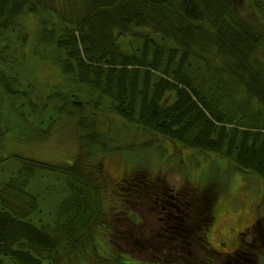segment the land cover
Instances as JSON below:
<instances>
[{"label":"trees","instance_id":"trees-1","mask_svg":"<svg viewBox=\"0 0 264 264\" xmlns=\"http://www.w3.org/2000/svg\"><path fill=\"white\" fill-rule=\"evenodd\" d=\"M27 15L38 20L32 52L64 78L42 92L20 72L31 57L24 51L29 38H19ZM263 44L264 0H0V264H129L125 248L142 252L125 225L105 231L101 161L6 155L2 145L11 136L47 141L78 118L85 151L108 150L95 125L113 115L125 128L196 149L201 159L219 154L264 181ZM39 173L62 179L68 191L54 222L43 226L31 219L39 211L31 189ZM124 179L120 200L134 197L143 180L139 173ZM125 213L137 221L133 209ZM115 234L126 237L124 246ZM153 250L147 263L169 264Z\"/></svg>","mask_w":264,"mask_h":264},{"label":"rangeland","instance_id":"rangeland-1","mask_svg":"<svg viewBox=\"0 0 264 264\" xmlns=\"http://www.w3.org/2000/svg\"><path fill=\"white\" fill-rule=\"evenodd\" d=\"M21 25L19 38L21 39L23 35H27L29 42H27L24 51H28L27 54L31 56L29 58L30 62L27 63L28 67L25 65L24 69L20 71L22 77L27 81L35 82L39 92L46 91L47 86H55L60 81H64L62 75L59 74L60 70L51 61L45 62L32 52V50L37 49L33 44L37 37V18L27 15L21 19ZM10 37L13 43L12 47L18 46L16 35L11 34ZM39 47L44 48L43 46ZM257 55L264 61V44L258 49ZM99 121L100 119L96 121L95 129L100 133L99 141L104 145L106 143L108 150L94 146L93 150L90 151L91 153L85 151L83 147L86 142L82 140L85 135L81 132V127L78 126V118L68 119L61 131L47 141L37 142L23 137L21 139L20 137L18 139L20 142H15V137L11 136L10 140L2 146L6 150V155L20 153L48 161V163L72 164L79 157L81 158L80 161L86 166H91L98 160L101 161L103 171L101 169L99 174L104 177L101 186L105 188L106 208L110 213V228L105 229L107 233H115L120 227L131 225L129 222L131 217L126 216L125 213L127 208L133 209L138 222L134 230L139 229V213L143 208L144 202L142 201H145V198L149 196L148 192L143 188L141 192L139 191L141 189L135 190V196H131L135 204L131 203L130 196L123 197L120 200L122 197L118 195V187L121 186L123 179L130 177L133 173H139L142 179L145 176L154 178L152 182L147 179V183L156 184L159 180L161 184H171L177 189L191 190L190 188L200 186L201 188L197 190V197L211 198L212 195H217V200L213 206L214 223L206 237L207 240L212 242L211 246L213 248H222L220 247L222 241L228 243V233H231V227L237 229L238 232L246 228L255 219L256 215L264 214V181L256 175L240 172L232 162L222 158L221 155L206 153L201 159L200 152L196 149L173 145L164 138V141H162L160 136L143 133L134 125H128L125 128L126 122L118 116L110 115L102 119L100 123H98ZM157 154H165L168 159L163 163L159 161L162 156L157 157ZM207 159L210 161V169L205 165ZM10 173V168H8L2 177L5 179ZM39 174L40 177L32 181L31 184L32 192L38 194L36 198L39 211L33 214L31 219L37 226H43L54 222L55 211L62 197L68 191L66 183L62 179L57 180L54 175L48 173ZM155 177H161L162 179H155ZM164 179H167L168 182ZM136 197L138 198L137 202L134 199ZM196 215L202 217L203 214L198 213ZM262 221L264 222V219ZM101 230L104 229H99V233ZM219 231L224 234L219 233ZM128 234L130 239L134 240V243L140 246L146 244L144 239L138 237V233ZM125 239L126 237L117 235L116 243L119 246H124ZM182 246L187 249L186 244L183 243ZM105 248L108 251V247ZM139 250L137 252V249L130 251L124 249L129 257L124 255L129 264H149L147 258L151 255L140 253ZM169 253L175 254L174 251Z\"/></svg>","mask_w":264,"mask_h":264},{"label":"flooded vegetation","instance_id":"flooded-vegetation-1","mask_svg":"<svg viewBox=\"0 0 264 264\" xmlns=\"http://www.w3.org/2000/svg\"><path fill=\"white\" fill-rule=\"evenodd\" d=\"M141 181L143 186L136 191L141 189V192L143 188L149 196L142 201L139 229L134 230L138 222L131 221V225L122 230H125L123 233H143L146 244L141 248L144 254L152 247L154 253L159 251V261L169 264H264V214L256 215L238 232L231 227L228 243L220 242V247L226 250L213 248L206 237L214 223L213 206L217 195L197 197V187L177 189L159 180L156 184L147 183V179ZM134 199L137 202L138 198ZM130 201L135 204L132 198ZM198 213H202V217H198Z\"/></svg>","mask_w":264,"mask_h":264},{"label":"bare ground","instance_id":"bare-ground-1","mask_svg":"<svg viewBox=\"0 0 264 264\" xmlns=\"http://www.w3.org/2000/svg\"><path fill=\"white\" fill-rule=\"evenodd\" d=\"M128 2V1H127Z\"/></svg>","mask_w":264,"mask_h":264}]
</instances>
